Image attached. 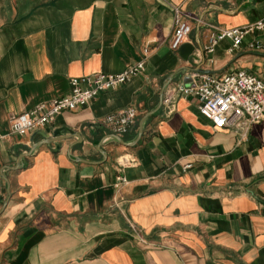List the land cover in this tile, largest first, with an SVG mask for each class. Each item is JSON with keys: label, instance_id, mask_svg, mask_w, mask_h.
I'll use <instances>...</instances> for the list:
<instances>
[{"label": "crops", "instance_id": "1", "mask_svg": "<svg viewBox=\"0 0 264 264\" xmlns=\"http://www.w3.org/2000/svg\"><path fill=\"white\" fill-rule=\"evenodd\" d=\"M176 5L196 18L184 42L196 46L194 64L169 45ZM263 18L264 0H0V264H264V121L216 129L197 97L180 95L134 146L103 124L136 106L137 124L117 134L132 142L183 67L264 79V50L251 46L264 30L232 52L230 39L206 50L214 27ZM141 61L125 85L10 134L13 116L69 94L72 77ZM192 75H177L164 97ZM58 129L75 135L33 150Z\"/></svg>", "mask_w": 264, "mask_h": 264}, {"label": "built area", "instance_id": "2", "mask_svg": "<svg viewBox=\"0 0 264 264\" xmlns=\"http://www.w3.org/2000/svg\"><path fill=\"white\" fill-rule=\"evenodd\" d=\"M196 18L185 11L181 5L174 6V33L170 48L178 51L181 45L193 32L192 21ZM207 52H213L215 46L224 39H230L232 52L240 47L244 38L256 31L264 30V18L255 23L233 28L214 27ZM252 47L264 50L261 40H254ZM148 53V49H144ZM145 67L144 61L128 66L120 73L96 72L93 74L72 77L69 94L41 102L29 111L11 118L10 134L26 135L31 131L45 127L57 116L67 110H76L89 105L103 92L119 88L140 74ZM194 96L200 101L201 113L213 122L216 129L235 127L245 131L255 123L264 121V79L253 72L240 69L224 75L195 73L189 81L176 83L165 94L163 103L172 106L176 96ZM139 110L130 106L108 115L103 124L114 133L123 135L137 124ZM120 165L126 162L119 161ZM191 167V165L186 166ZM121 176L116 183L119 187L127 183Z\"/></svg>", "mask_w": 264, "mask_h": 264}, {"label": "water", "instance_id": "3", "mask_svg": "<svg viewBox=\"0 0 264 264\" xmlns=\"http://www.w3.org/2000/svg\"><path fill=\"white\" fill-rule=\"evenodd\" d=\"M195 50H196V46L192 43H183L179 49V52H180V55L181 57L186 60V61H189L191 64H194V61L195 60H198L199 57L195 54ZM184 71H187V72H191L192 74H195V73H209V74H216V71L214 70H209V69H204V68H187V67H183V68H180L179 70H177L176 72H173L168 80L165 82L162 90H161V95H160V101H159V104L147 111L145 114H143L139 120V130H138V134L136 136V138L132 141V142H126L121 136L117 135V134H114L113 135V138H115L117 141L121 142L122 144L124 145H127V146H134L135 144H137V142L141 139V136L144 132V125H145V122L146 120L151 116L153 115L154 113H156L162 106V103H163V97H164V93H165V89L167 87V85L177 76L179 75L180 73L184 72ZM191 79V78H189ZM61 132L62 130L61 129H58L56 130L51 137H46L44 140H42L40 143L36 144L33 148V150L35 148H37L38 146L40 145H45V144H53V143H56V148L59 149L61 146H62V143L64 141H67V140H70L71 138H73V136L75 135V133L72 131V130H69V133L66 134V135H61ZM80 137V136H78ZM32 150V151H33ZM104 152V151H103ZM32 152L30 153H25L23 154L24 156L23 157H26L28 156L29 154H31ZM104 156L107 157V154L104 152Z\"/></svg>", "mask_w": 264, "mask_h": 264}]
</instances>
